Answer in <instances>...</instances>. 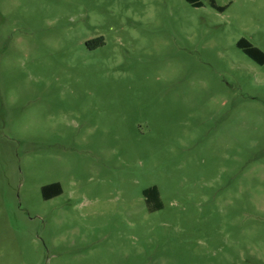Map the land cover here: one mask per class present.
Listing matches in <instances>:
<instances>
[{
    "label": "rangeland",
    "instance_id": "rangeland-1",
    "mask_svg": "<svg viewBox=\"0 0 264 264\" xmlns=\"http://www.w3.org/2000/svg\"><path fill=\"white\" fill-rule=\"evenodd\" d=\"M198 1L0 0V264H264V0Z\"/></svg>",
    "mask_w": 264,
    "mask_h": 264
},
{
    "label": "trees",
    "instance_id": "trees-1",
    "mask_svg": "<svg viewBox=\"0 0 264 264\" xmlns=\"http://www.w3.org/2000/svg\"><path fill=\"white\" fill-rule=\"evenodd\" d=\"M184 1H186L188 4H190L193 7L202 6L201 2H199L198 0H184ZM210 4L213 8L218 9V7L215 5V3L212 0L210 1ZM236 45L238 49H240L244 53V55H246L250 60L254 61L259 65L264 64V54L259 49L250 45V43L247 42L245 39L239 40ZM61 194H62V188L58 183L47 185L42 188V196L45 200H49ZM150 195L154 196L155 199H158L159 197L158 189L156 187H151L143 191V196L145 198H147ZM156 205H157L156 207L157 209L161 207L159 205V202ZM148 209L154 210L155 208L149 206Z\"/></svg>",
    "mask_w": 264,
    "mask_h": 264
},
{
    "label": "flooded vegetation",
    "instance_id": "flooded-vegetation-1",
    "mask_svg": "<svg viewBox=\"0 0 264 264\" xmlns=\"http://www.w3.org/2000/svg\"><path fill=\"white\" fill-rule=\"evenodd\" d=\"M152 195H150V196H148L147 198H145L144 196H143V198H144V202H145V205L147 206V208H149V206H150V204L152 203V202H155V201H157L155 198H154V196H152ZM157 204V203H156Z\"/></svg>",
    "mask_w": 264,
    "mask_h": 264
}]
</instances>
